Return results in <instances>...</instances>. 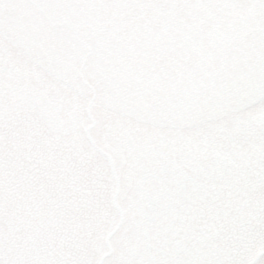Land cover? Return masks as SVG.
<instances>
[{
  "label": "flooded vegetation",
  "instance_id": "obj_1",
  "mask_svg": "<svg viewBox=\"0 0 264 264\" xmlns=\"http://www.w3.org/2000/svg\"><path fill=\"white\" fill-rule=\"evenodd\" d=\"M29 1L50 22L44 8ZM172 1L187 8L182 18L198 27L212 24L209 32L175 37L219 39L220 58L200 65L202 75L191 65L187 80L157 79L162 69L150 68L151 76L140 80L114 73L125 92L117 101L116 93L114 103L126 124L111 117V87L106 98L90 100L83 111L88 146L75 140L88 157L93 197L106 203L113 189L119 222L107 219L80 251L102 264H264V0ZM2 13L17 9L6 6ZM1 24L0 137L18 135L30 123L63 145L65 87L54 90L34 79L32 64L17 60V33H2ZM74 52L67 60L57 52L33 60L43 67L49 60L70 64ZM90 64L111 81V69ZM82 83L97 96L85 78ZM7 102L10 109L2 108ZM116 136L119 153L113 154Z\"/></svg>",
  "mask_w": 264,
  "mask_h": 264
},
{
  "label": "rangeland",
  "instance_id": "obj_2",
  "mask_svg": "<svg viewBox=\"0 0 264 264\" xmlns=\"http://www.w3.org/2000/svg\"><path fill=\"white\" fill-rule=\"evenodd\" d=\"M36 1L50 16V23L35 12L29 0H11L12 3L21 4L23 7H15L17 13L12 16L3 15L2 33L21 32L32 38L33 41L19 39L21 35L17 34V60L23 67L32 64L34 79L43 80L47 86L54 90H62V86L65 87L67 96L65 100V133L68 137L81 138L86 146L89 143V138L85 135L88 120L84 118L82 112L93 95L90 94V87L82 83V78H85L88 84H94L98 91L102 92L104 91L102 89L108 90L111 86H116L111 91L118 93L117 101L125 96V92L123 87L118 85L122 80L114 78L112 67H125L131 73L135 74L136 72L137 75L146 76V78L151 76L150 67L152 69L162 67V72L160 70L158 72L160 75H156L157 79L187 80L191 65H196V74L202 75L204 73L199 74L201 72L198 71L200 65L217 62L220 58L222 41L219 39L203 38L200 35L198 38L183 40L175 37L179 32L199 30V27L193 20L182 18L188 17L187 8L175 5L172 0ZM184 19L182 27L178 26ZM55 21L61 25L53 27L51 24ZM211 25L210 23L202 24L200 32H209ZM73 30L77 32L85 45L76 39ZM86 45L91 48L90 56L87 55L89 48ZM161 46L162 50L158 51V47ZM74 49L76 54L71 58V63L67 64V57ZM53 52L66 57L64 63L55 66L49 60L46 67L35 64L36 58H47ZM107 55H110L111 63L107 61ZM87 60L88 62H86ZM95 60L106 70L111 69V78L115 82L112 83L101 73L94 72L90 63ZM167 73L168 75L164 76ZM173 74L181 75V78H177ZM56 75L63 79L64 84L56 82ZM76 87L79 89V93L75 91ZM21 104V102H17L18 106ZM114 104H111V108L113 107L116 111ZM2 108L10 109V104L4 103ZM111 116H115V112L112 110ZM119 118L123 124H126L127 119L124 115ZM116 137L113 154L119 153L117 148L120 137ZM93 153L94 155L98 154L97 152ZM112 195L113 189H111L110 199V223L116 224L119 222V214L113 204ZM118 202L120 203V201ZM102 226L105 227L106 224ZM97 261L95 260L96 263L93 264H98Z\"/></svg>",
  "mask_w": 264,
  "mask_h": 264
},
{
  "label": "trees",
  "instance_id": "obj_3",
  "mask_svg": "<svg viewBox=\"0 0 264 264\" xmlns=\"http://www.w3.org/2000/svg\"><path fill=\"white\" fill-rule=\"evenodd\" d=\"M47 137L30 123L0 137L2 264H86L80 245L103 217L76 150Z\"/></svg>",
  "mask_w": 264,
  "mask_h": 264
},
{
  "label": "snow or ice",
  "instance_id": "obj_4",
  "mask_svg": "<svg viewBox=\"0 0 264 264\" xmlns=\"http://www.w3.org/2000/svg\"><path fill=\"white\" fill-rule=\"evenodd\" d=\"M23 7V5L21 4H14L11 2V0H0V8H3V7ZM6 13H2L0 14V20L3 19V15H5Z\"/></svg>",
  "mask_w": 264,
  "mask_h": 264
}]
</instances>
